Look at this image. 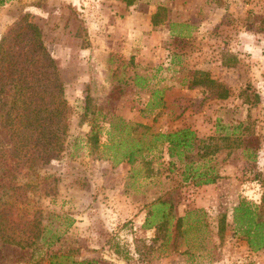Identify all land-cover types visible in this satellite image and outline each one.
<instances>
[{
	"label": "rangeland",
	"instance_id": "rangeland-1",
	"mask_svg": "<svg viewBox=\"0 0 264 264\" xmlns=\"http://www.w3.org/2000/svg\"><path fill=\"white\" fill-rule=\"evenodd\" d=\"M63 1L0 0V39L28 15L42 31L69 106L58 158L30 167L8 161L9 169L0 171V264H264V246L251 249L232 218L241 199L264 216V0H156L171 20L196 25L195 34L165 39L162 56L118 57L106 74L99 70L106 58L72 59L67 50L56 57L57 44L74 47L89 37L86 0ZM87 1L98 8V0ZM137 77H149L148 85H135ZM206 77L229 95L218 98ZM201 78L205 86L187 85ZM116 117L148 126L130 129L147 143L152 133L189 128L195 147L169 157L156 142L132 162L115 163L112 149L87 137L97 124L99 141H107L108 122ZM10 145L0 118V152ZM204 145L216 150L201 156ZM202 171L219 177L195 185ZM160 199L171 203L174 216L203 209V232L189 229L175 250L172 240L158 248L161 234L153 241L157 230L142 225Z\"/></svg>",
	"mask_w": 264,
	"mask_h": 264
},
{
	"label": "trees",
	"instance_id": "trees-1",
	"mask_svg": "<svg viewBox=\"0 0 264 264\" xmlns=\"http://www.w3.org/2000/svg\"><path fill=\"white\" fill-rule=\"evenodd\" d=\"M212 88L216 84V96L226 98L229 90L216 81L205 78ZM192 85L205 86L201 79H194ZM189 85V86H192ZM208 86V85H207ZM214 86V85H213ZM87 107V106H86ZM0 118L10 137V148L0 152V171H7L8 161L15 165H44L56 159L64 149V138L69 125V106L64 96L63 83L58 76L56 63L48 51L42 36V31L28 15L16 20L0 39ZM148 129L140 123L129 124L122 118L108 122L106 135L108 139L100 142L101 127L92 124L88 142L96 147L112 149V158L116 162L126 160L132 162L143 148H151L156 142L165 144L169 157L177 156L183 151L195 147L196 134L189 128H180L169 132L151 134L149 142L130 135V129ZM112 130V131H111ZM117 134L116 137L113 135ZM204 145V156L213 153L216 147L208 149ZM190 169L186 167V170ZM196 170V167L193 168ZM212 171V169L210 168ZM207 171L196 173L202 179L195 185L213 183L218 173L212 175ZM3 175H0V179ZM257 205L241 199L233 207V222L235 229L246 237L249 247L253 250L264 246V216L257 212ZM172 205L168 200L160 199L153 202L147 213L143 227L157 230L153 241L161 234L162 241L158 248L164 250L173 244L172 250L178 248L177 239L189 231L202 233L205 228V211L189 209L183 215L171 214ZM224 224L218 225L221 233ZM204 236L195 237L201 245ZM8 241H10L8 239ZM20 242V241H19ZM73 264H89L81 261Z\"/></svg>",
	"mask_w": 264,
	"mask_h": 264
},
{
	"label": "crops",
	"instance_id": "crops-1",
	"mask_svg": "<svg viewBox=\"0 0 264 264\" xmlns=\"http://www.w3.org/2000/svg\"><path fill=\"white\" fill-rule=\"evenodd\" d=\"M64 2L58 0V2ZM69 3V0H66ZM100 0L96 2L98 8L91 1L86 0L85 10V27L88 31V39L83 45L72 46L62 42L54 48L55 55L60 58V53L70 58L83 59H102L100 72L106 74L107 65L114 59L121 56H129V58H154L164 54V40L170 39L172 35L178 37H190L195 34L196 25L191 21H173L170 18L169 9L165 10L163 3L156 0ZM84 3V5H85ZM114 11L112 10V8ZM99 10L103 19H98L94 11ZM117 10H121L116 17ZM90 12V13H89ZM110 12V13H109ZM109 13V14H108ZM114 13V14H113ZM113 23L114 25H112ZM118 28H121L119 35ZM113 31V34H109ZM69 38L73 36L66 32ZM180 34V36H179ZM66 40V39H65ZM68 42H71L68 40ZM159 47L160 49H156ZM157 51V52H156ZM163 51V54H159ZM60 52V53H59ZM169 54V55H168ZM167 57H173L174 53H168ZM109 61L107 62V60ZM104 64L106 66H104ZM161 69L160 66L157 67ZM169 68V67H168ZM199 68L196 66V70ZM106 69V70H105ZM212 77V76H211ZM213 78V77H212ZM141 79L140 83H135L144 88L148 85L149 77H137ZM144 87H143V86ZM187 85H190L188 83ZM192 85V84H191ZM198 86V85H194ZM140 88V87H138Z\"/></svg>",
	"mask_w": 264,
	"mask_h": 264
}]
</instances>
